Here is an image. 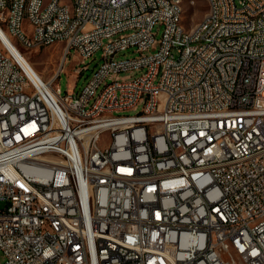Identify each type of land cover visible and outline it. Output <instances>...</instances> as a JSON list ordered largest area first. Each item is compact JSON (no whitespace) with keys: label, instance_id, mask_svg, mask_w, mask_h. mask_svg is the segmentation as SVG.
Masks as SVG:
<instances>
[{"label":"built area","instance_id":"1","mask_svg":"<svg viewBox=\"0 0 264 264\" xmlns=\"http://www.w3.org/2000/svg\"><path fill=\"white\" fill-rule=\"evenodd\" d=\"M66 10L0 0V264H264V0H212L194 35L176 31L175 0ZM12 43H64L52 79ZM130 47L139 54L116 58ZM73 49L79 77L100 49L103 60L62 94Z\"/></svg>","mask_w":264,"mask_h":264},{"label":"rangeland","instance_id":"2","mask_svg":"<svg viewBox=\"0 0 264 264\" xmlns=\"http://www.w3.org/2000/svg\"><path fill=\"white\" fill-rule=\"evenodd\" d=\"M49 1V0H46ZM184 15L183 23L187 29L194 28L198 23H200L208 12V2L207 0H184ZM164 27L162 24L157 23L153 31L156 34V38L160 39L162 37ZM108 39H105L107 42ZM64 43H55L52 45L44 46L39 49H26L21 47L23 54L29 59L34 69L43 77L44 80L48 81L52 79L58 70L60 63L62 61V56L64 54L63 49ZM151 49L149 52H154ZM72 54L68 55V58L64 64L63 72L61 76L56 80L55 86L61 90L62 94L67 91L70 93H75L80 91L88 82V79L92 75L93 71L102 62L103 50H98L93 56L88 57L85 60L86 64H89V69L79 77L77 73L74 72V67L76 66L77 57L74 49L71 51ZM139 52L136 51V47H130L126 50L119 52L116 55L118 59L132 58L138 55ZM133 74L130 71H124L121 76H127ZM143 110V105H139L136 110L128 111L127 113H136ZM112 140V133L110 131L104 132L102 135V145L110 144ZM1 206V205H0Z\"/></svg>","mask_w":264,"mask_h":264},{"label":"bare ground","instance_id":"3","mask_svg":"<svg viewBox=\"0 0 264 264\" xmlns=\"http://www.w3.org/2000/svg\"><path fill=\"white\" fill-rule=\"evenodd\" d=\"M207 2H208V12L206 16L194 28L187 29L183 23L184 0H175V5L178 6L180 11L177 16V19H175L176 31L178 33H183V35L202 34L203 24H209V6L212 3V0H207ZM53 3L54 0H49V1L44 0L45 7H52ZM66 6H68V10H66V18H77L78 0H66ZM29 12H30V1L21 2V15H20L21 29H28ZM212 18H219V10H212ZM4 33L7 34L6 32ZM13 46L17 51V53L24 59L30 73L34 77L43 80V77L34 69L33 65L31 64L29 59H27V57L23 54L21 49H19L14 44ZM125 121H132V114H125ZM241 125H249V112H242ZM164 143L172 144L171 131H164ZM121 155H122V147H112V156H121Z\"/></svg>","mask_w":264,"mask_h":264}]
</instances>
